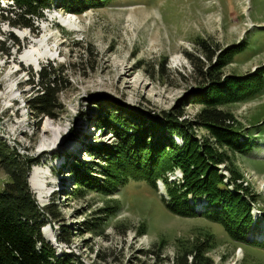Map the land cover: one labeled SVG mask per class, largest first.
Wrapping results in <instances>:
<instances>
[{"label": "rangeland", "instance_id": "1", "mask_svg": "<svg viewBox=\"0 0 264 264\" xmlns=\"http://www.w3.org/2000/svg\"><path fill=\"white\" fill-rule=\"evenodd\" d=\"M9 4L1 0L0 8L6 12ZM4 17L0 14V141L32 160L29 189L32 171L41 172L33 177L38 190H30L45 216L40 231L44 242L56 257L71 255L82 264H174L180 247L191 250V244L201 239L204 223L167 212L161 200L166 197L163 186L159 191L157 185L155 191L143 181H130L112 197L119 206L117 214L101 221L95 233H85L90 223L104 218V206L111 202L95 194L75 198L69 165L75 158L91 162L83 152L88 144L107 145L112 140L110 133L91 127L95 102L134 107L148 115L182 108L184 119L192 122L200 104L188 102V97L200 88L190 79L191 67L183 53H196V39L220 48L245 41L247 49L225 67V75H248L264 66V0H114L108 8L87 9L79 15L52 6L42 19L34 20L36 35L27 27L9 26ZM59 17L74 20L78 30L63 26ZM10 34L20 49L7 39ZM39 37L46 39L53 54L39 59V70L42 66L64 70L54 118L36 115L27 104L38 89L39 70L21 63L19 56ZM223 108L241 127L250 128L256 121L264 126V87L248 102ZM46 125L48 132L43 131ZM250 129L258 144L234 163L243 173L242 185L256 195L257 209L264 212V135ZM195 130L199 137L206 136ZM7 181L0 169V190ZM62 226L69 232L66 243L60 242ZM215 228L208 230L226 242L221 238L223 243L209 250L213 264H264V252L236 246L220 226ZM259 233L264 238V231Z\"/></svg>", "mask_w": 264, "mask_h": 264}, {"label": "trees", "instance_id": "2", "mask_svg": "<svg viewBox=\"0 0 264 264\" xmlns=\"http://www.w3.org/2000/svg\"><path fill=\"white\" fill-rule=\"evenodd\" d=\"M4 1L10 3L6 12L0 8L7 24L13 28L27 27L36 35L34 20L42 19L43 12L52 6L79 15L87 9L108 8L114 0ZM7 39L20 49L15 36L10 34ZM194 47L196 53H183L191 67L190 79L200 88L188 97V102L200 104L192 122L184 119L182 108L148 115L134 107L117 108L95 102L96 110L89 119L90 125L95 130L103 129L100 133H110L112 140L107 145L88 144L83 152L92 159L91 162L75 158L68 168L75 198L95 194L111 202L104 206V218L90 223L91 226L85 229V233L92 234L101 221L119 211L117 201L112 197L118 194L120 187L130 181H143L156 191V182L160 181L167 199L161 198L165 210L184 220L204 223L202 227L207 229H202L201 239L191 244V250L180 247L176 251L174 264H213L207 254L223 243V237L208 230L210 226L216 229V225L234 245L245 244L264 252V241H246L250 233L264 231V215L260 220L252 221L256 195L239 182L243 173L234 163L236 157L248 155L258 144L253 140L255 132L250 128L256 129L257 136H262L264 126L256 121L250 128L241 127L234 115L223 108L248 102L261 93L264 66L255 68L248 75H225V67L247 49L245 41L220 48L207 39L198 38ZM164 67L165 62L160 64L161 72ZM63 71L62 67L40 68L36 73L38 89L27 101L30 111L41 117L54 118L60 108L58 95L65 83ZM195 129L205 131L206 136L199 137ZM176 139L182 144L176 143ZM32 163L31 159L20 156L0 141V169L8 178L0 190V264H82L71 255L56 257L41 236L45 216L27 184ZM176 171L180 172L181 179L169 182L167 175ZM200 204L203 211L196 213L193 206ZM65 228L62 226L60 242L66 243L69 232ZM163 242L160 240L159 246Z\"/></svg>", "mask_w": 264, "mask_h": 264}, {"label": "bare ground", "instance_id": "3", "mask_svg": "<svg viewBox=\"0 0 264 264\" xmlns=\"http://www.w3.org/2000/svg\"><path fill=\"white\" fill-rule=\"evenodd\" d=\"M59 20H60V23L63 26L67 27L69 30H72V31L78 30V26L75 23V21L71 20L69 17L68 18L59 17ZM45 57L51 58V57H53V54L49 49L46 48V39L45 38L40 39V37L32 39L29 46L27 48H25L24 51L19 56L21 63L25 62V63H27V65L34 66L35 69H37V67L39 66V59H42ZM48 127L49 126H47V125H46V127L44 126L43 131L48 132L50 130ZM56 134H59V131H57ZM53 143H51V145ZM39 174H41V172L40 171L38 172L35 169L32 171L31 175L29 174L30 175L29 176V178H30L29 179L30 180V189L32 188L34 190L35 189L38 190V187L36 185L37 180L34 179L33 177L34 176L36 177ZM31 177L33 179H31Z\"/></svg>", "mask_w": 264, "mask_h": 264}]
</instances>
